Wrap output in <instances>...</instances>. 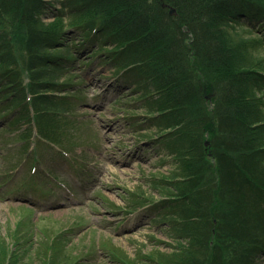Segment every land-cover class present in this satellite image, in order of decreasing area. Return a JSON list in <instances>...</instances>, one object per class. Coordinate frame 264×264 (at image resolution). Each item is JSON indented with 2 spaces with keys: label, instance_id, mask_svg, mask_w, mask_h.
Instances as JSON below:
<instances>
[{
  "label": "trees",
  "instance_id": "trees-1",
  "mask_svg": "<svg viewBox=\"0 0 264 264\" xmlns=\"http://www.w3.org/2000/svg\"><path fill=\"white\" fill-rule=\"evenodd\" d=\"M61 9L46 0H0L2 118L36 127L33 151L65 149L85 99L87 62L120 70L122 87L149 81L148 119L173 130L167 135L178 143L168 141L169 152L181 184L198 185L176 195L196 211L184 231L200 226L178 245V263L255 264L264 253V0H64ZM252 33L262 34L245 35ZM17 254L1 253L0 264H21ZM57 255L44 263L61 264Z\"/></svg>",
  "mask_w": 264,
  "mask_h": 264
},
{
  "label": "rangeland",
  "instance_id": "rangeland-1",
  "mask_svg": "<svg viewBox=\"0 0 264 264\" xmlns=\"http://www.w3.org/2000/svg\"><path fill=\"white\" fill-rule=\"evenodd\" d=\"M46 1L58 11L64 0ZM56 11L45 16L47 23ZM256 34L262 33L245 35ZM102 65L94 58L80 71L85 99L69 133L72 146L33 151L29 135L36 127L0 114V255L18 252L21 264H45L55 253L61 264L77 254L84 257L80 264H158L151 257L162 252L182 264L178 245L199 233L193 223L184 231L196 211L176 200L179 189L198 185L181 184V165L169 152L173 130L148 119L149 81L122 87L120 70ZM207 186L205 192L214 184ZM254 260L264 264V253Z\"/></svg>",
  "mask_w": 264,
  "mask_h": 264
},
{
  "label": "water",
  "instance_id": "water-1",
  "mask_svg": "<svg viewBox=\"0 0 264 264\" xmlns=\"http://www.w3.org/2000/svg\"><path fill=\"white\" fill-rule=\"evenodd\" d=\"M174 13H175V10L171 9L170 14H174ZM206 145H209V142H206Z\"/></svg>",
  "mask_w": 264,
  "mask_h": 264
}]
</instances>
